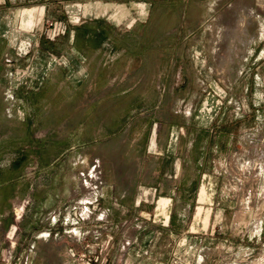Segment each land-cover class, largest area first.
<instances>
[{
  "label": "rangeland",
  "instance_id": "374dc122",
  "mask_svg": "<svg viewBox=\"0 0 264 264\" xmlns=\"http://www.w3.org/2000/svg\"><path fill=\"white\" fill-rule=\"evenodd\" d=\"M13 9L0 264H264V0Z\"/></svg>",
  "mask_w": 264,
  "mask_h": 264
},
{
  "label": "crops",
  "instance_id": "0c3cea01",
  "mask_svg": "<svg viewBox=\"0 0 264 264\" xmlns=\"http://www.w3.org/2000/svg\"><path fill=\"white\" fill-rule=\"evenodd\" d=\"M41 2H42V0H0V18H1L0 21L1 22L3 21L4 14L10 13L12 8H15L13 10H16V8H19L18 10H20L21 8H23L25 6L37 5V4H40ZM18 10H16V11H18ZM22 14H23V26L26 28L33 27L35 25L34 11L25 9ZM40 15L41 16L44 15V9L43 8L40 10ZM204 195H205V190L203 188L201 190V199L204 197ZM167 203H168L167 200L162 199L160 201V206L165 207ZM199 211H200V209H199Z\"/></svg>",
  "mask_w": 264,
  "mask_h": 264
},
{
  "label": "bare ground",
  "instance_id": "6f19581e",
  "mask_svg": "<svg viewBox=\"0 0 264 264\" xmlns=\"http://www.w3.org/2000/svg\"><path fill=\"white\" fill-rule=\"evenodd\" d=\"M129 244V243H128Z\"/></svg>",
  "mask_w": 264,
  "mask_h": 264
}]
</instances>
